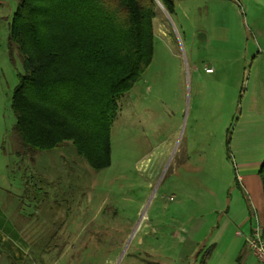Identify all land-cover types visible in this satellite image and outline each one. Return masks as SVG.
<instances>
[{
  "label": "rangeland",
  "instance_id": "obj_1",
  "mask_svg": "<svg viewBox=\"0 0 264 264\" xmlns=\"http://www.w3.org/2000/svg\"><path fill=\"white\" fill-rule=\"evenodd\" d=\"M248 2L241 42L192 51L169 15L172 38L154 37L117 102L99 171L69 142L17 154L11 97L23 69L0 20V264H257L235 217L254 204L237 164L264 157V0Z\"/></svg>",
  "mask_w": 264,
  "mask_h": 264
},
{
  "label": "trees",
  "instance_id": "obj_2",
  "mask_svg": "<svg viewBox=\"0 0 264 264\" xmlns=\"http://www.w3.org/2000/svg\"><path fill=\"white\" fill-rule=\"evenodd\" d=\"M8 42L23 73L11 97L17 153L69 142L94 171L110 163L117 102L152 58L154 0H16ZM168 14L172 0H158ZM257 175L264 200V157ZM260 236L264 241V213Z\"/></svg>",
  "mask_w": 264,
  "mask_h": 264
},
{
  "label": "crops",
  "instance_id": "obj_3",
  "mask_svg": "<svg viewBox=\"0 0 264 264\" xmlns=\"http://www.w3.org/2000/svg\"><path fill=\"white\" fill-rule=\"evenodd\" d=\"M248 1L249 0H172L171 14H168L162 5L163 9L158 5L159 10L156 11L152 21L153 39L155 36L162 38L166 37L168 40L172 38V29L169 22V15H171L174 17L175 23H177L181 33L187 37L186 43L191 51L197 43H201V47L205 48L214 40H220L221 42L229 41L231 43L241 42L242 38L239 29V25L241 26L240 13L242 10L245 11V8H250ZM13 2L16 1L0 0V20L7 21L10 19ZM183 20L188 22V26L184 25L182 22ZM233 54L235 55V53ZM235 57L241 58L242 53L240 52L235 55ZM206 68L212 70L211 73L206 72L207 74L214 73L212 68ZM247 110H249V108ZM239 114V118H241L242 111H240ZM237 165L240 170H237L238 173L236 171L234 172V182L237 185H241L243 190L252 195L254 203L251 204L247 201V213L241 214L237 212L235 216L239 218L242 225L245 226V237L243 238L245 243L246 236L249 235L256 223L261 221L264 213V211L259 212V209L261 210L262 207L260 206V202L263 200L262 192H260L261 183L257 175L260 162L242 160ZM229 203H231V201H229ZM222 215L225 216L223 220L225 225L223 230H225L229 225L230 218L228 217L227 210H225ZM220 233L221 232H219V234ZM198 247H200V244L195 243L193 250Z\"/></svg>",
  "mask_w": 264,
  "mask_h": 264
},
{
  "label": "built area",
  "instance_id": "obj_4",
  "mask_svg": "<svg viewBox=\"0 0 264 264\" xmlns=\"http://www.w3.org/2000/svg\"><path fill=\"white\" fill-rule=\"evenodd\" d=\"M205 72L211 73V69H205ZM260 223H256L255 227L251 230L245 238V246L249 253L255 258L257 264H264V241L260 236ZM239 235V232H237Z\"/></svg>",
  "mask_w": 264,
  "mask_h": 264
},
{
  "label": "water",
  "instance_id": "obj_5",
  "mask_svg": "<svg viewBox=\"0 0 264 264\" xmlns=\"http://www.w3.org/2000/svg\"><path fill=\"white\" fill-rule=\"evenodd\" d=\"M154 1H155V3H157V5H159L162 8V6H161V4H160V2L158 0H154Z\"/></svg>",
  "mask_w": 264,
  "mask_h": 264
}]
</instances>
